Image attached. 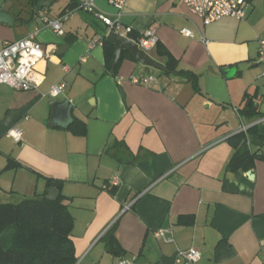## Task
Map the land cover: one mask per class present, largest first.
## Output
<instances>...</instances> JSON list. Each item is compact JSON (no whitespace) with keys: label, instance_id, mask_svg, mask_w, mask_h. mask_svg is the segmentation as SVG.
I'll return each instance as SVG.
<instances>
[{"label":"crops","instance_id":"obj_1","mask_svg":"<svg viewBox=\"0 0 264 264\" xmlns=\"http://www.w3.org/2000/svg\"><path fill=\"white\" fill-rule=\"evenodd\" d=\"M31 1L0 0V12L13 19L11 26L0 23V49L34 31L43 49L36 90L0 84V203L42 194L48 180L58 183L73 218L74 264L130 257L133 264H174L177 252L190 248L200 254L197 264H262L264 63L256 60L264 0H243L242 19L208 24L180 0H125L121 22L133 29L130 38L154 29L175 69L197 76V92L179 76L156 69L154 75L128 58L111 75L102 46L89 48L105 32L92 15L75 10L62 36L40 22V12L55 17L78 0H53L38 14ZM95 3L114 12L106 0ZM183 28L193 36L181 35ZM157 50L145 54L162 65ZM148 76L154 81L146 85L130 81ZM62 81L54 112L47 93ZM255 123L260 158L248 171L227 170L235 149L226 139ZM12 129L21 131L17 143ZM159 230L172 241L156 239Z\"/></svg>","mask_w":264,"mask_h":264},{"label":"trees","instance_id":"obj_2","mask_svg":"<svg viewBox=\"0 0 264 264\" xmlns=\"http://www.w3.org/2000/svg\"><path fill=\"white\" fill-rule=\"evenodd\" d=\"M31 4L38 9V0H32ZM77 4L78 2L68 5L65 10L72 9ZM134 35L137 36V33ZM101 46L104 52L105 68L107 72H110L115 47L104 37ZM157 48L159 56L164 58V63L161 65L164 68L162 72L185 79L197 92V76L190 72L176 70V62L169 53L165 50L160 51L158 44ZM123 58L136 61L129 52L122 50L111 75H116ZM261 138L257 124L249 126L246 132H238L229 136L226 140L235 151L227 163V170L248 171L252 169L254 161L260 158L254 148L260 147L256 145V142L261 141ZM46 186L47 188L54 186L57 190L58 196L55 201L46 200L45 191L32 198L0 203V264H74L70 240L73 218L60 194V185L48 180ZM10 228L17 229L18 237L22 244L27 246L26 249L16 247L14 243L9 245L5 243V233ZM107 244L111 246L115 244L113 236L109 237Z\"/></svg>","mask_w":264,"mask_h":264},{"label":"built area","instance_id":"obj_3","mask_svg":"<svg viewBox=\"0 0 264 264\" xmlns=\"http://www.w3.org/2000/svg\"><path fill=\"white\" fill-rule=\"evenodd\" d=\"M95 2L96 0H78L76 9L63 12L55 17H49L40 12V22L53 33L62 36V24L72 16L75 10L82 11L92 15L105 28L102 36H97L90 41L89 48L101 45L103 37L106 38V35L109 33H115L133 41L144 53L156 48L158 38L154 29H147L141 33H137L135 38H130L133 29L121 22L125 0H106L107 4L114 10L112 14L98 10ZM180 2L191 13L198 16L203 24H208L222 17H234L237 19L244 17L245 5L243 0H180ZM180 33L188 38L193 36L192 31L187 28L181 29ZM200 40L205 41L203 37H200ZM257 41L256 63H264V37L260 36ZM42 57L43 49L36 38V31L30 32L22 39L4 42L3 47L0 49V84H4L16 91L36 90L41 83V77L37 73L35 66ZM63 70L66 72V67H63ZM130 81L133 84L146 85L154 81V79L151 76L143 79L131 77ZM65 87L66 85L63 81L52 85L47 95L54 99L65 90ZM248 127L242 126L239 132H246ZM9 136L17 143L21 140V131L12 129L9 131ZM117 183V177L114 176L110 185L116 186ZM168 233L167 230H159L154 233V237L169 243L172 239ZM199 257V252L194 248L179 251L174 257V264H197ZM135 260V257L121 258L117 261V264H133ZM262 264H264V255L262 257Z\"/></svg>","mask_w":264,"mask_h":264},{"label":"water","instance_id":"obj_4","mask_svg":"<svg viewBox=\"0 0 264 264\" xmlns=\"http://www.w3.org/2000/svg\"><path fill=\"white\" fill-rule=\"evenodd\" d=\"M52 1L53 0H38V9H37L38 12H37V14L39 13V11L46 9L48 6H50ZM0 23L7 24V25L11 26L13 23V19L7 13L0 12ZM106 40L115 47L114 60H113L112 66H111L110 74H112V70L115 67V65L117 64L122 50H126L127 52H129L135 58V60L139 64H141L142 66L153 68V69L160 70V71H164L163 66L154 62L149 56H147L144 52H142L138 48L137 44L134 43L133 41H131L127 38H124L120 35H117L115 33L107 34ZM244 66H245V64H240L237 66V68L239 70H242L244 68ZM120 93H121L122 97H124L121 89H120ZM49 102L52 103L54 112H55V110H57L59 108V105H61V104L55 102V100L53 98H50ZM57 196H58V192L54 186L47 188L46 195H45L46 200L55 201Z\"/></svg>","mask_w":264,"mask_h":264},{"label":"rangeland","instance_id":"obj_5","mask_svg":"<svg viewBox=\"0 0 264 264\" xmlns=\"http://www.w3.org/2000/svg\"><path fill=\"white\" fill-rule=\"evenodd\" d=\"M64 1V0H59ZM59 6L54 3L53 6L51 7L52 11L56 10ZM149 71L152 72L154 75H156L157 71L155 69L149 68ZM5 243L7 245L14 243L16 247H19L21 249H26L27 246H24L22 242L20 241V238L18 237L17 229L15 228H10L6 231L5 233Z\"/></svg>","mask_w":264,"mask_h":264}]
</instances>
